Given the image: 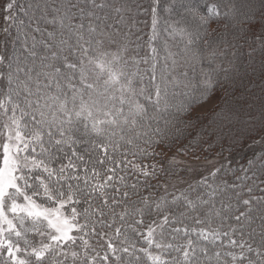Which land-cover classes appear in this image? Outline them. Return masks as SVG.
Listing matches in <instances>:
<instances>
[{"label": "snow or ice", "instance_id": "6c2138e0", "mask_svg": "<svg viewBox=\"0 0 264 264\" xmlns=\"http://www.w3.org/2000/svg\"><path fill=\"white\" fill-rule=\"evenodd\" d=\"M0 13V264H264V0Z\"/></svg>", "mask_w": 264, "mask_h": 264}, {"label": "trees", "instance_id": "16d2710c", "mask_svg": "<svg viewBox=\"0 0 264 264\" xmlns=\"http://www.w3.org/2000/svg\"><path fill=\"white\" fill-rule=\"evenodd\" d=\"M141 20H147L148 17H146L143 13L140 16ZM4 26V21H3V13H0V27ZM139 27L143 28L145 32H147V28L145 25L141 24ZM218 93H214L207 101H202L201 105H203L205 102H208L212 97L215 95L217 96ZM219 95V102L217 108L211 113L206 114V115H201L200 119L198 122H196L197 128H199L201 125L205 126V135L204 139L209 140L210 142L213 143V147L210 152L206 153L208 158H214L216 152L220 151L221 144H223L225 151L223 152L224 157H229V153L231 151L232 155L229 157L232 159V167L237 166L238 164L242 163L244 161L245 155H247V149H244L241 151V149L237 146L231 150L228 149V141L225 139L224 141L217 142L216 141V136L212 134L211 129L216 127V125L213 123L214 121H219V117L215 115L214 113H219L221 110L227 111L235 106V100L231 95L228 96H223L221 93ZM200 106H197L195 109L199 108ZM193 116H198L195 115L193 112ZM225 131H227V128H225ZM184 143H187V141H184ZM207 146L205 145V148ZM175 151V149H173Z\"/></svg>", "mask_w": 264, "mask_h": 264}, {"label": "rangeland", "instance_id": "374dc122", "mask_svg": "<svg viewBox=\"0 0 264 264\" xmlns=\"http://www.w3.org/2000/svg\"><path fill=\"white\" fill-rule=\"evenodd\" d=\"M219 94V93H218ZM217 94V96L215 95L214 97H212L208 102H205L202 106H200L199 108L194 110L195 115L198 116H203L206 114H209L210 112L212 113L218 106V102H219V95ZM209 160H214V158H208ZM202 163V161H201Z\"/></svg>", "mask_w": 264, "mask_h": 264}]
</instances>
